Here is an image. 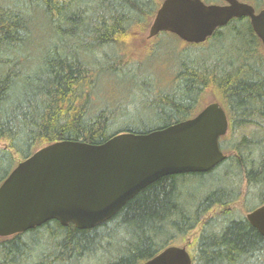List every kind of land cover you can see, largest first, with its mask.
Here are the masks:
<instances>
[{"label":"trees","instance_id":"1","mask_svg":"<svg viewBox=\"0 0 264 264\" xmlns=\"http://www.w3.org/2000/svg\"><path fill=\"white\" fill-rule=\"evenodd\" d=\"M162 1L0 0V183L49 143L100 144L192 118L206 90L229 122L219 140L228 154L210 171L163 176L90 229L50 220L0 238V264H141L171 245L184 246L191 264H264V237L235 206L242 197L247 212L264 204V138L242 131L264 124V47L247 17L175 51L165 90L140 85L139 104L156 123L133 116L128 103L95 99L101 77L116 82L139 69L124 46L145 33Z\"/></svg>","mask_w":264,"mask_h":264},{"label":"water","instance_id":"2","mask_svg":"<svg viewBox=\"0 0 264 264\" xmlns=\"http://www.w3.org/2000/svg\"><path fill=\"white\" fill-rule=\"evenodd\" d=\"M163 0L147 37L161 32L186 43H203L230 20L247 17L264 47V6L242 0ZM228 129L218 102L192 118L147 133H119L100 144L62 140L21 160L0 183V237L55 220L90 229L111 218L129 199L157 179L204 173L225 158L219 139ZM264 237V204L245 215ZM141 264H191L184 246L171 245Z\"/></svg>","mask_w":264,"mask_h":264},{"label":"rangeland","instance_id":"3","mask_svg":"<svg viewBox=\"0 0 264 264\" xmlns=\"http://www.w3.org/2000/svg\"><path fill=\"white\" fill-rule=\"evenodd\" d=\"M148 28L145 33H135L132 41L124 46L131 57L141 60L142 64L139 69L138 66H136L132 73L118 75L116 82L113 81L112 78L106 76L101 77L99 90H97L98 92L95 94V99L97 101L99 98L98 101L100 104L107 102L112 105V103L114 104L116 101H120L117 103H128L129 111L133 116L146 117L148 122L156 123L157 121L153 119L151 115L152 112L149 111L148 108L139 104L141 100L137 99V97L140 95V85L146 84L151 87L152 85H157L160 90H165L176 70L177 62L176 58L173 57V54L175 51L184 48L185 42L181 41L171 33H167L163 36L147 38ZM40 29L43 30L44 28L41 27ZM46 36L48 37L47 34ZM148 71L153 73L154 77L159 81L156 78L148 80L146 76ZM217 100V96L212 90H206L202 96L200 108L211 102H218ZM259 121L258 124H256L257 121L254 124H248L242 128V131L245 134L253 132L254 136H257L258 138L263 136L264 138V124L261 125L262 122L261 120ZM2 144L3 142L0 141V145ZM224 153L228 154L226 151ZM242 188V193L245 194L246 189H248L246 183L242 185ZM246 199L244 203V197H242L235 205L239 214L245 215L247 213L244 209V205L247 203ZM194 233L195 231L191 232L190 236H188V242L193 238ZM182 244L183 243H180L179 245Z\"/></svg>","mask_w":264,"mask_h":264}]
</instances>
